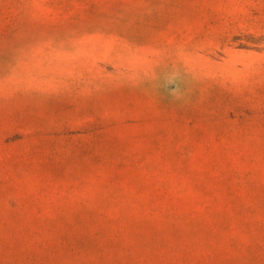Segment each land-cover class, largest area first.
Returning a JSON list of instances; mask_svg holds the SVG:
<instances>
[{
	"label": "rangeland",
	"instance_id": "1",
	"mask_svg": "<svg viewBox=\"0 0 264 264\" xmlns=\"http://www.w3.org/2000/svg\"><path fill=\"white\" fill-rule=\"evenodd\" d=\"M0 264H264V0H0Z\"/></svg>",
	"mask_w": 264,
	"mask_h": 264
}]
</instances>
